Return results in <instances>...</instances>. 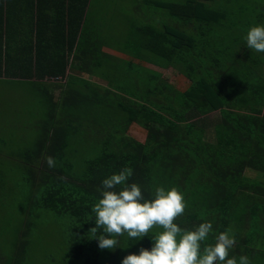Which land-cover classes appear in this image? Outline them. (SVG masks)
<instances>
[{
    "label": "trees",
    "instance_id": "1",
    "mask_svg": "<svg viewBox=\"0 0 264 264\" xmlns=\"http://www.w3.org/2000/svg\"><path fill=\"white\" fill-rule=\"evenodd\" d=\"M120 1L114 0L116 9L111 10L112 0H74L77 7L72 10L77 11L69 15L68 35L56 32L51 47L55 51L40 43V60L43 55L47 63L36 65L26 58L14 67L0 63L1 74L30 86L35 77L68 81L60 102L63 111L56 116L60 128L53 132L67 154L57 152L56 144L50 153L67 157V166L88 159L89 185L82 192L68 183L78 172L68 182L52 176L55 189L42 196L39 208L69 218L62 230L71 264H108L115 249H100L92 237L91 208L101 198L97 187L125 167L121 159L127 156L133 169L128 183L141 185L148 179L151 189L175 187L184 195L186 210L176 221L211 220L215 236L231 228L236 243L230 255L258 256L252 243L264 232V53L248 49L244 37L246 29L264 24V0L257 12L256 0H132L130 12L120 9ZM235 3L239 28L231 19ZM69 41L74 43L69 49L72 63L66 60ZM106 46L154 66L173 67L193 84L185 92L164 78L150 84L148 80H158L160 74L105 54ZM36 94L41 107L38 134L34 145L22 151L35 153V158L55 106L50 94ZM214 113L218 117L211 121L216 142L212 144L204 138ZM133 124L148 131L145 143L129 135ZM18 168L2 172L0 181L7 176L21 179L25 168ZM146 239L137 243L138 251L151 249ZM135 241H129V254L135 253ZM19 242L6 264L22 263L30 242Z\"/></svg>",
    "mask_w": 264,
    "mask_h": 264
},
{
    "label": "rangeland",
    "instance_id": "2",
    "mask_svg": "<svg viewBox=\"0 0 264 264\" xmlns=\"http://www.w3.org/2000/svg\"><path fill=\"white\" fill-rule=\"evenodd\" d=\"M260 2L262 4V0L255 1V12L260 11ZM131 4L132 0H122L119 2V6L123 7L120 9H126L128 12L131 11L129 9ZM231 8H233V16H231V19L235 22L236 27L239 28L238 3L233 4ZM243 11L245 10L241 12L243 13ZM243 28L246 29L245 26H243ZM248 30L246 29L245 32L247 33ZM114 54L119 58L143 65L160 74L161 78L158 80L149 79L148 82L150 84H156L164 78L182 92H185L193 84V79L191 77L189 78L181 74L173 67L164 68L154 66L151 63L148 64L129 55L119 53L116 50ZM48 84L50 86L49 100H51V103H54L55 106H52L50 111L51 115H49L47 121L48 133L44 135L41 145H39L38 148L36 147L37 151L35 152H39L38 154L40 155L35 158V153L32 152L31 156H28V153L22 155V151L34 145L38 134L37 126L41 107L39 98L36 96V90L29 84H23L22 82L17 83L10 80L0 82V177L5 170L17 167L21 170L25 168V172L22 173L21 179L7 176L4 182L0 181L3 185V187L0 186V264H6L8 258L11 255L13 256V253L18 249L19 241L30 242L26 251L23 252L21 256V264L73 263L67 258L65 251V235L62 230V225L70 222L69 218L67 216L53 214L45 209H40V200L50 189H55V180H52V176L56 179H63L68 182L71 176H74V173L78 172V178L74 177L68 183L76 190L82 192L87 191L86 186L88 187L89 185L88 175L90 172V164L89 161H87L88 159L81 161L82 163L80 165L73 164L72 166L69 163L67 166L64 164V160H68V158L62 156L61 153L66 156L67 151L63 148L64 146L61 141L53 137V132L60 128L58 126L60 124L56 123L60 118L56 116L63 111V106L60 102L63 96L62 92L68 86V81H48ZM154 112L158 115L161 114L163 117L166 116L156 109H154ZM217 117L218 113L210 115L208 119L210 123L209 130L204 138V141H210L212 144L216 142L211 121H215ZM154 125L160 130L164 127L158 122H155ZM128 133L140 143H145L148 138V131L138 124H133ZM55 144L57 152L60 151L61 153H50L53 151V146ZM63 150L64 152H62ZM46 151L49 152L48 156L55 158V168L48 167L46 163V158L48 157ZM121 163L125 165V167H130L132 161L129 157L124 156L123 159H121ZM70 170L72 175L70 174ZM64 171L65 173H63ZM18 180L21 181L18 182ZM148 181L149 180L146 179L144 181L145 184H141V186L144 196L146 198H152L154 187L152 189L147 187V185L151 186ZM174 223L188 229H192L199 224L196 220L188 219H180V221L175 220ZM214 225L216 224L213 223V232L209 235L208 240L205 242L206 244H214ZM160 230L162 231V229L156 227V232H152L153 230L150 231V236H146V243L148 241L152 246L153 241L151 235H155ZM119 240L120 243L118 247L115 248V252H112V260L109 261L108 264H115V255L117 260L116 264H122L123 258L130 253L127 247L131 240L127 235L125 234L119 237ZM140 241L141 240L135 241V244L132 246V252L139 253L136 249V245L137 243L140 245ZM252 245L255 246V252H259V254L258 256H253L254 254L251 255L252 257L249 258L251 263L264 264V232L261 233L259 239L253 242Z\"/></svg>",
    "mask_w": 264,
    "mask_h": 264
},
{
    "label": "clouds",
    "instance_id": "3",
    "mask_svg": "<svg viewBox=\"0 0 264 264\" xmlns=\"http://www.w3.org/2000/svg\"><path fill=\"white\" fill-rule=\"evenodd\" d=\"M244 39L248 49L264 53V24L250 27ZM46 163L49 168L56 166L52 156ZM132 175L131 167H123L97 187L101 198L91 208L95 227L90 233L100 249L117 248L119 237L125 234L130 240H140L159 227L162 231L151 235V249L141 247L139 254L125 256L122 264H251L246 255H230L236 243L231 228L216 235L214 244H206L213 232L211 220L192 229L174 223L186 210L184 195L177 188L157 186L152 198H146L141 185L128 183Z\"/></svg>",
    "mask_w": 264,
    "mask_h": 264
},
{
    "label": "crops",
    "instance_id": "4",
    "mask_svg": "<svg viewBox=\"0 0 264 264\" xmlns=\"http://www.w3.org/2000/svg\"><path fill=\"white\" fill-rule=\"evenodd\" d=\"M110 5L111 10L116 9L114 0ZM73 7H77L74 0H0V60H5L0 62L1 65L8 64L10 67L23 65L24 58L32 59L36 65L47 63L46 60H43V55L40 60V43H43L42 48L48 51L56 41V32H59L60 35L63 33L68 35L70 32L68 24L71 21L69 15L74 9L77 11V8L72 10ZM81 8L76 16H80ZM75 28L76 26L73 27V31ZM81 29L80 27L79 32ZM41 34L44 35L40 37ZM76 34L77 32H74V35L78 36ZM71 46L74 48L73 41H69L65 45V48L68 49L66 51L68 63H72L73 58V51L69 50ZM51 50L55 51L54 48ZM103 52L115 57L114 47H103ZM83 78L87 80L88 76L84 75ZM7 80L17 83L24 82L23 79L9 78L0 73V82ZM56 80L63 79H53L48 76L44 79L35 77L32 79L31 86L40 95L41 92L49 95L48 81Z\"/></svg>",
    "mask_w": 264,
    "mask_h": 264
}]
</instances>
